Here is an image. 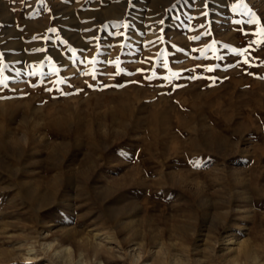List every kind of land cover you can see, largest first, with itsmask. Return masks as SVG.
<instances>
[{
	"label": "rangeland",
	"instance_id": "374dc122",
	"mask_svg": "<svg viewBox=\"0 0 264 264\" xmlns=\"http://www.w3.org/2000/svg\"><path fill=\"white\" fill-rule=\"evenodd\" d=\"M0 264H264V0H0Z\"/></svg>",
	"mask_w": 264,
	"mask_h": 264
},
{
	"label": "snow or ice",
	"instance_id": "6c2138e0",
	"mask_svg": "<svg viewBox=\"0 0 264 264\" xmlns=\"http://www.w3.org/2000/svg\"><path fill=\"white\" fill-rule=\"evenodd\" d=\"M209 71H211V69H209Z\"/></svg>",
	"mask_w": 264,
	"mask_h": 264
},
{
	"label": "bare ground",
	"instance_id": "6f19581e",
	"mask_svg": "<svg viewBox=\"0 0 264 264\" xmlns=\"http://www.w3.org/2000/svg\"><path fill=\"white\" fill-rule=\"evenodd\" d=\"M69 257V256H68Z\"/></svg>",
	"mask_w": 264,
	"mask_h": 264
}]
</instances>
